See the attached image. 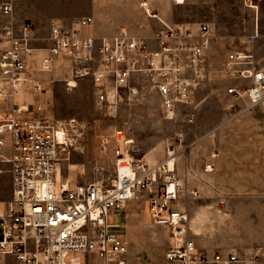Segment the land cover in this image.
Returning a JSON list of instances; mask_svg holds the SVG:
<instances>
[{
	"label": "built area",
	"instance_id": "obj_1",
	"mask_svg": "<svg viewBox=\"0 0 264 264\" xmlns=\"http://www.w3.org/2000/svg\"><path fill=\"white\" fill-rule=\"evenodd\" d=\"M16 1L4 2L1 13L11 17ZM142 6L155 16L146 2ZM91 24L90 16L69 24L52 22L45 45L37 44L40 37L29 21L19 25L9 21L3 27L0 164L6 167L0 173L10 175L11 197L0 214V264L7 256L16 264H129L130 242L110 230L109 217L133 200L144 203L156 226L169 229L167 264H246L237 249L207 253L197 246L189 233V212L175 206L185 197L174 154L147 163L131 156V140H125L114 152L116 174L110 187L60 179V166L70 155L68 128L47 115L43 103L25 101L45 92L48 83L58 80L53 76H61L67 88L89 80L97 104L110 116L117 115L122 104L138 99L146 79L171 119L182 106L194 103L196 89L207 78L212 47L207 22L164 24L154 46L125 26L112 36L96 37L86 32ZM243 63L240 54L225 63L226 74L238 81L227 94L244 101L247 109L264 111V66L250 63L242 68ZM48 75L52 77L45 78ZM102 145L107 147V138ZM257 258L255 254L253 264Z\"/></svg>",
	"mask_w": 264,
	"mask_h": 264
},
{
	"label": "rangeland",
	"instance_id": "obj_2",
	"mask_svg": "<svg viewBox=\"0 0 264 264\" xmlns=\"http://www.w3.org/2000/svg\"><path fill=\"white\" fill-rule=\"evenodd\" d=\"M72 1L85 9L91 4V0H20L14 23L33 21L31 17L42 13L46 19L59 18L70 12L68 2ZM174 10L181 22L209 23L212 35L207 78L196 89L194 103L182 106L175 118L161 110L146 79L141 81L138 99L122 104L115 116L99 107L87 79L67 88L61 76H53L58 80L48 83L45 92L25 101L43 103L47 115L68 128L70 155L60 166V179L110 187L116 174L114 152L125 140H131V156L147 163L174 154L183 191L196 193L189 194L193 197L190 235L204 243L236 246L249 255L260 242L262 229L258 219L264 202V111L247 109L244 101L227 94V88L238 81L224 68L238 54L246 62L242 68L250 63L264 66V0H187ZM8 21L0 12V40ZM36 33L37 44L45 45L48 26ZM186 117L194 120L186 122ZM104 138L108 139L105 149ZM207 164L212 165L211 171L206 170ZM9 183L10 175L0 173V214L6 211L11 195ZM143 205L139 200L129 201L115 224L109 219L110 230L129 240V264H167L170 231L156 226ZM2 263L16 264L11 256Z\"/></svg>",
	"mask_w": 264,
	"mask_h": 264
},
{
	"label": "crops",
	"instance_id": "obj_3",
	"mask_svg": "<svg viewBox=\"0 0 264 264\" xmlns=\"http://www.w3.org/2000/svg\"><path fill=\"white\" fill-rule=\"evenodd\" d=\"M7 0L2 1L1 5L6 2ZM20 0L14 2V11L11 17H6L3 14V17L9 19V21H14V12L17 3ZM42 0H36L38 3ZM140 1L147 3V8L150 9L152 14L155 16H149L145 10L140 6ZM77 1L68 2L70 7V12L63 14V16H59V18L53 19H46V16L42 13V15L37 14L31 20L27 19L25 21H29L33 23L36 32L40 28H45L48 26V32L52 22H65L71 23L72 21L85 17L90 16L92 17V24L90 27L86 29V32L92 33L96 37H108L116 34L121 27H127L128 30L137 36H140L148 41L151 46L155 45L156 37L161 29H163L164 24L177 26L180 24H194L197 22H181L180 18H178L175 14L174 6L184 5L175 4L173 0H91V4L85 9L83 7H78L76 4ZM1 5H0V12H1ZM39 5V4H37ZM41 6V5H39ZM46 6V5H45ZM81 9V11L79 10ZM79 10V12H77ZM50 20V21H49ZM8 21V23H9ZM7 23V24H8ZM3 43L0 40V48L2 47ZM237 82V81H236ZM2 103H0V106ZM6 165L0 164V168H5ZM6 173V172H4ZM3 174V173H2ZM182 179V178H181ZM183 180V179H182ZM184 182V180H183ZM11 189V180L9 183ZM192 187H190L191 189ZM188 189V190H190ZM11 197V195H10ZM182 198L178 201L175 206L179 209H186L188 212L190 211L189 202L192 200V196L187 194V192L183 191ZM8 200V199H7ZM144 209H146L145 205ZM260 217L258 219V223L261 225V235L259 237V244L253 247L249 253V255L243 254L242 250L236 246L226 247L223 246L222 243H204L199 239H195L193 236L192 238L195 240L197 246L207 253H212L215 250H224L230 251L232 249H237L240 253L244 256L246 260V264H253V257L255 254H258L257 264H264V202L260 204ZM190 214V213H189ZM118 215L120 214H112L110 215L109 219H113L114 224L115 221L117 222ZM112 221V220H111ZM190 223H191V215H190ZM189 223V225H190ZM223 246V247H222ZM222 247V248H220ZM129 261V256H128Z\"/></svg>",
	"mask_w": 264,
	"mask_h": 264
},
{
	"label": "bare ground",
	"instance_id": "obj_4",
	"mask_svg": "<svg viewBox=\"0 0 264 264\" xmlns=\"http://www.w3.org/2000/svg\"><path fill=\"white\" fill-rule=\"evenodd\" d=\"M61 138H65V135L63 133H60Z\"/></svg>",
	"mask_w": 264,
	"mask_h": 264
}]
</instances>
